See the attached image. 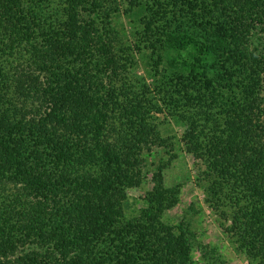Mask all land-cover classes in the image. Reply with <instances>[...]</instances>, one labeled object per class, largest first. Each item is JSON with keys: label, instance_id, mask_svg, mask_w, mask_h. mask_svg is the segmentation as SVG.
Returning <instances> with one entry per match:
<instances>
[{"label": "trees", "instance_id": "obj_1", "mask_svg": "<svg viewBox=\"0 0 264 264\" xmlns=\"http://www.w3.org/2000/svg\"><path fill=\"white\" fill-rule=\"evenodd\" d=\"M160 113L186 124L223 229L264 264V0H0V264H198L189 226L163 221L167 164L126 215L171 148Z\"/></svg>", "mask_w": 264, "mask_h": 264}, {"label": "rangeland", "instance_id": "obj_2", "mask_svg": "<svg viewBox=\"0 0 264 264\" xmlns=\"http://www.w3.org/2000/svg\"><path fill=\"white\" fill-rule=\"evenodd\" d=\"M121 14L118 21L122 31L134 41V33L138 27L136 16L126 15V7L121 6ZM138 15V14H137ZM138 65L133 70L135 79L153 83L151 78L154 62L149 52L135 51ZM157 123L163 137L169 139L171 148H156L154 156L150 160V173L139 189L129 192V200L126 206L127 217L138 216L145 206V198L155 185L157 178L156 167L162 163L168 168L164 171L167 188L179 190V202L166 211L163 221L173 226H184L191 231L189 245L192 257L198 264H258L250 262L245 254L237 249L230 235L223 229L228 222L223 217L229 208L215 205L209 201L212 194L209 193V183L205 181V171L211 163L195 160L187 153V141L185 138L186 124L167 113L158 114Z\"/></svg>", "mask_w": 264, "mask_h": 264}]
</instances>
